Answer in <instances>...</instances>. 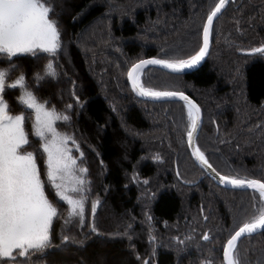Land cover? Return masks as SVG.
Returning <instances> with one entry per match:
<instances>
[{
    "label": "trees",
    "instance_id": "1",
    "mask_svg": "<svg viewBox=\"0 0 264 264\" xmlns=\"http://www.w3.org/2000/svg\"><path fill=\"white\" fill-rule=\"evenodd\" d=\"M218 2L48 0L60 32L57 55L0 54L6 85L24 74L38 103L69 117L57 120L56 129L69 138L77 169H87L75 197L83 200V217L71 216L48 182L34 112L21 102L24 89L6 87L9 114L25 117L29 144L21 151L36 156L57 208L51 247L28 261L18 257L19 264H224L227 240L260 214L264 201L256 192L218 187L195 165L186 105L140 101L127 83L128 71L141 60L179 62L197 55ZM262 47L264 0H233L213 25L210 54L197 71L173 77L147 68L140 82L198 103L204 127L197 147L212 168L264 183V54L253 52ZM236 259L264 264V232L241 240Z\"/></svg>",
    "mask_w": 264,
    "mask_h": 264
},
{
    "label": "snow or ice",
    "instance_id": "2",
    "mask_svg": "<svg viewBox=\"0 0 264 264\" xmlns=\"http://www.w3.org/2000/svg\"><path fill=\"white\" fill-rule=\"evenodd\" d=\"M227 2L228 0H219L208 14L203 30V47L197 55L179 62H170L165 59L142 60L128 73L133 90L139 96L157 100L178 97L185 101L191 121V130L188 132L189 143L198 127L199 107L183 93L145 88L140 82L139 73L147 65H160L172 71H181L197 65L207 53L209 33L214 18ZM53 11L48 0H0V54H6V57L11 59L18 54L35 55L37 51H40L55 57L61 42L58 25L54 19L50 18ZM253 52L264 54V47L253 49ZM52 67V63L47 65L49 70ZM48 74L55 75L52 71ZM41 78L37 75V79ZM7 79L8 73L0 71V264H19L18 257H24L28 261L31 255L51 247V224L53 218L57 216V208L46 195L36 156L31 151H21L25 145L29 144L28 134L24 128L25 117L9 115V106L3 95L6 87L24 89L21 102L35 111V135L42 141V150L47 156L48 182L56 189V195L70 206L71 216L82 218L84 203L82 199L74 200L65 194L63 181L66 177H74L75 186L71 188V191L79 192L85 184L83 174L87 173V169L83 167L77 169V160L67 147L69 138L62 136L54 127L56 120L61 118L68 120L69 117L66 115L61 117L55 109L48 111L43 104L37 103L33 94L27 91L24 74L6 85ZM72 142L75 143L74 140ZM193 154L201 165L212 167L199 148H195ZM76 171H79L81 175L75 176ZM219 178L221 182L233 187L255 190L258 193V199L264 201V183L255 179L223 175ZM58 180L61 183H57ZM95 210L94 204L93 214ZM258 230L264 231V209H261L257 217L243 223L227 240L223 251L225 264H239L236 259L238 241L243 236L251 235ZM92 231H97L95 226ZM203 239L208 240L209 237L205 235ZM64 240L67 241L68 237H64ZM144 264L148 262L145 261Z\"/></svg>",
    "mask_w": 264,
    "mask_h": 264
},
{
    "label": "water",
    "instance_id": "3",
    "mask_svg": "<svg viewBox=\"0 0 264 264\" xmlns=\"http://www.w3.org/2000/svg\"><path fill=\"white\" fill-rule=\"evenodd\" d=\"M233 2V0H228V2L225 4L224 8L221 10L220 13L217 14V16L214 18V21H213V25L215 24V22L218 20V18H220L222 16V14L226 11V9L229 7V5ZM207 21V20H206ZM206 24V23H205ZM213 28V26H212ZM204 30V29H203ZM212 31V29H211ZM211 31L209 33V43H208V49H207V53L206 55L204 56V58L195 66H193L192 68H185L181 71H172L171 69H168V68H164L160 65H147L146 67H144L140 74L142 73V71H144L145 69L147 68H154V69H158L170 76H173V77H184V76H188V75H191L192 73H194L195 71H197L204 63L205 61L207 60L209 54H210V50H211ZM203 43H204V33H202V47H203ZM201 47V48H202ZM151 59H155V58H151ZM145 60H148V59H145ZM142 61V60H141ZM140 62V61H139ZM139 62L135 63L134 65L138 64ZM133 65V66H134ZM132 66V67H133ZM132 67L130 68V70L132 69ZM129 70V71H130ZM128 71V73H129ZM127 83H128V86L131 90V92L133 93V95L140 101H143V102H149V103H173V102H177V103H183L184 105H186L185 101L183 100H180L178 97L177 98H164V99H153V98H150V97H142V96H139L137 95V93L133 90V87H132V82L129 80L128 78V74H127ZM178 93H181V92H178ZM185 96L188 97V99L190 101H192V103H194L195 105H197L200 109V114H199V121H198V127H197V130L196 132L193 134V139L191 141V143H189V139H188V136H187V146H188V150H189V153H190V156L193 160V162L195 163V165L197 167H199L206 175L207 177H209L215 185H217L218 187L220 188H223V189H227V190H231V191H240V192H256L255 190L253 189H249V188H236V187H233L232 185H229V184H225L223 182H221L220 180V173H218L214 168H208L207 166H203L201 165V163L196 159L195 155L193 154L194 153V150L195 148H198L197 147V141H198V138L203 130V127H204V114H203V111L202 109L200 108V106L198 105V103L192 98L190 97L189 95L183 93ZM187 107V105H186ZM219 174V175H217ZM261 182V181H260ZM263 183V182H262ZM257 193V192H256ZM264 231H261V230H258L257 232L251 234V235H245L243 236L241 240L243 239H246V238H250V237H253V236H257V235H260L262 234ZM238 241V243L240 242ZM237 243V245H238ZM226 246V245H225ZM224 261V260H223ZM225 264V262H224Z\"/></svg>",
    "mask_w": 264,
    "mask_h": 264
},
{
    "label": "rangeland",
    "instance_id": "4",
    "mask_svg": "<svg viewBox=\"0 0 264 264\" xmlns=\"http://www.w3.org/2000/svg\"><path fill=\"white\" fill-rule=\"evenodd\" d=\"M140 77H141V74H139V79H140ZM38 103V102H37ZM27 107V106H26ZM28 108V107H27ZM29 109H31V108H29ZM31 110H33V112H34V124H35V111H34V109H31ZM46 110H48V109H46ZM49 111V110H48ZM10 115V114H9ZM13 116V115H12ZM56 122H57V120L54 122V127L56 128ZM57 130V129H56ZM58 132V131H57ZM60 133V132H59ZM61 134V133H60ZM62 135V134H61ZM63 136V135H62ZM67 147H68V145H67ZM69 148V147H68ZM75 176H79L77 173H75ZM57 183H61V181L60 180H58L57 181ZM63 184H64V191H65V194L66 195H68L70 198H72V199H74V200H77L75 197H76V193H78V192H72L71 191V188L73 187V186H75L74 185V177H66L65 179H64V181H63Z\"/></svg>",
    "mask_w": 264,
    "mask_h": 264
},
{
    "label": "bare ground",
    "instance_id": "5",
    "mask_svg": "<svg viewBox=\"0 0 264 264\" xmlns=\"http://www.w3.org/2000/svg\"><path fill=\"white\" fill-rule=\"evenodd\" d=\"M140 74V73H139ZM218 172V171H217ZM219 173V172H218ZM222 175V174H221Z\"/></svg>",
    "mask_w": 264,
    "mask_h": 264
}]
</instances>
